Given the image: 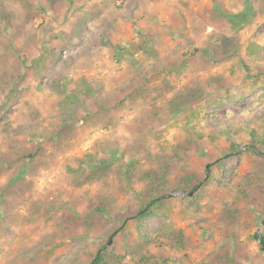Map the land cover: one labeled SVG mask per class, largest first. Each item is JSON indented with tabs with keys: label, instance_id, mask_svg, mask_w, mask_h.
<instances>
[{
	"label": "rangeland",
	"instance_id": "rangeland-1",
	"mask_svg": "<svg viewBox=\"0 0 264 264\" xmlns=\"http://www.w3.org/2000/svg\"><path fill=\"white\" fill-rule=\"evenodd\" d=\"M0 10V264H264V0Z\"/></svg>",
	"mask_w": 264,
	"mask_h": 264
},
{
	"label": "trees",
	"instance_id": "trees-1",
	"mask_svg": "<svg viewBox=\"0 0 264 264\" xmlns=\"http://www.w3.org/2000/svg\"><path fill=\"white\" fill-rule=\"evenodd\" d=\"M248 11V10H247ZM246 11V13H247ZM1 12V10H0ZM1 15V14H0ZM240 15L243 17V18H246V14L245 13H240ZM240 15H237V14H230V13H226V14H223V16L226 18V20L232 25V26H235L237 23H236V19L240 16ZM2 18V17H0ZM8 17H3V20L6 21V24H8ZM218 40V38H217ZM221 42L218 40V42H216V45H215V50H217L220 46ZM258 144L259 142L254 140L253 138V135H251V142L249 144V149L256 153V150L258 149ZM246 146V145H245ZM210 176L207 175V173H205L204 175V178L199 180V179H194V178H189L188 181L186 179V188L185 190H189V193L192 192L193 194L196 193L198 190H200L203 186H205L209 180H210ZM158 185V184H157ZM151 193L154 195L155 192L152 190ZM166 195L163 194L161 195V197H157L155 199H152L151 198V201L148 202L142 209H140L136 214L135 216L137 215L138 217H143V216H147L149 214V211L155 204V202H157L158 200H160L161 198H164ZM262 224L264 225V220L262 221ZM114 236L113 234L110 236V238L107 240L106 242V245L111 242V237ZM253 238L255 240H258V246H259V250L261 252H264V232L262 235H259V234H255L253 236ZM112 257H115L116 256L114 255L113 252H106L105 251V247H101L100 249H98L95 253V255L93 256L92 260L90 261L89 264H110V259ZM228 261V259H227ZM145 260L143 259V261H140L138 262L137 264H144ZM159 264V263H158ZM163 264H164V261H163ZM204 264H213V263H204Z\"/></svg>",
	"mask_w": 264,
	"mask_h": 264
},
{
	"label": "snow or ice",
	"instance_id": "snow-or-ice-1",
	"mask_svg": "<svg viewBox=\"0 0 264 264\" xmlns=\"http://www.w3.org/2000/svg\"><path fill=\"white\" fill-rule=\"evenodd\" d=\"M88 130L89 129H87V128L81 129V133L84 134V136L86 137V134H87ZM56 147H59V146H56Z\"/></svg>",
	"mask_w": 264,
	"mask_h": 264
},
{
	"label": "water",
	"instance_id": "water-1",
	"mask_svg": "<svg viewBox=\"0 0 264 264\" xmlns=\"http://www.w3.org/2000/svg\"><path fill=\"white\" fill-rule=\"evenodd\" d=\"M185 193H181V195H184ZM180 195V194H179ZM188 195L190 196V195H192V192H190V193H188Z\"/></svg>",
	"mask_w": 264,
	"mask_h": 264
}]
</instances>
